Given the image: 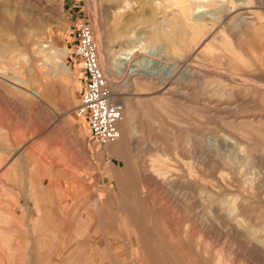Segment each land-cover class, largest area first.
Wrapping results in <instances>:
<instances>
[{
  "label": "rangeland",
  "instance_id": "1",
  "mask_svg": "<svg viewBox=\"0 0 264 264\" xmlns=\"http://www.w3.org/2000/svg\"><path fill=\"white\" fill-rule=\"evenodd\" d=\"M233 1L0 0V264H264V0ZM78 24L129 123L60 195L71 142L42 136L77 102Z\"/></svg>",
  "mask_w": 264,
  "mask_h": 264
},
{
  "label": "built area",
  "instance_id": "2",
  "mask_svg": "<svg viewBox=\"0 0 264 264\" xmlns=\"http://www.w3.org/2000/svg\"><path fill=\"white\" fill-rule=\"evenodd\" d=\"M73 33L71 53L80 64L85 83L72 111L75 117L85 121L90 145L99 149L118 139L116 123L120 119L121 105L113 100L98 66L89 28L78 24Z\"/></svg>",
  "mask_w": 264,
  "mask_h": 264
},
{
  "label": "crops",
  "instance_id": "3",
  "mask_svg": "<svg viewBox=\"0 0 264 264\" xmlns=\"http://www.w3.org/2000/svg\"><path fill=\"white\" fill-rule=\"evenodd\" d=\"M72 54V53H71ZM67 64V63H66ZM79 64V63H78ZM63 68V64H60ZM80 66V64H79ZM66 72L72 74L68 65H66ZM80 73L84 76L82 78V85L79 88L77 99L82 92L85 75L81 68H79ZM32 94V93H31ZM34 95V94H33ZM36 96V95H35ZM38 97V96H37ZM75 106V105H74ZM74 108V107H73ZM72 108V109H73ZM72 109L69 113L64 114L60 113L57 115L56 122L54 127L48 128L44 133L42 138L46 141H51V145L58 146L63 148L65 141H67L63 136L66 135V138H69L71 142L69 158L66 161L59 162V168H52L51 171L57 170L60 172L59 175L54 174L51 176L52 179H57L58 187L63 188L60 192V195H71V188H75L76 184H73L71 181H65V179H76L79 178L83 183L82 186L90 190H95L99 184V174L102 171L104 166L100 164V157L102 155L108 156L106 153V148L101 147L96 149L90 145L88 141V132L86 123L82 118H77L74 116ZM73 115L75 119H71L69 115ZM71 122V126L64 127L63 125L66 122ZM102 151L100 154L98 152ZM100 155V156H99ZM110 163V164H108ZM105 167L109 171V168L112 169L114 164L112 162H105ZM64 172V174H61ZM92 191L87 192L86 194H91ZM66 203V200L62 198ZM61 203V202H60ZM42 259V258H41Z\"/></svg>",
  "mask_w": 264,
  "mask_h": 264
},
{
  "label": "bare ground",
  "instance_id": "4",
  "mask_svg": "<svg viewBox=\"0 0 264 264\" xmlns=\"http://www.w3.org/2000/svg\"><path fill=\"white\" fill-rule=\"evenodd\" d=\"M178 1H180L181 4L184 3V0H178ZM188 1L194 2V1H197V0H188ZM201 1H202V3L207 4V5L214 4V3H220V2H223V3L226 2V0H201ZM246 2H247V0H235L231 4L233 5V3H234V5L236 7L240 8L239 6L245 4ZM236 7H232V9L230 11V14L231 13H235L237 11L236 9H238V8H236ZM201 8H204V7L203 6H199L197 9H201ZM245 23H247V22H245ZM251 24H253V23H251ZM42 47H43V50L41 52L45 53L46 61H49V59H53V60H56L59 64H62L60 61H58V58H59V55H60V53L58 51L48 50L49 47H47L45 45H43ZM138 47H139V50H136V48H138ZM135 53H138L139 55L142 56L139 61L135 60V59H137V58H135ZM143 54H146L145 46L143 44H141V43H138L137 47L133 46L132 48H130V49L124 51V52H120L117 56H115L114 59L112 60V69L118 75H121L122 72H123V76L128 75V78L129 77H135V76L139 75L138 72H139V70H140V68L142 66L141 63H143L145 61L143 59V56H144ZM97 62H98V66H99V68H100V70H101V72H102V74H103V76L105 78L106 75H104V74H106V72L104 71L103 68H101V65H100V62H99V58L97 59ZM63 68L68 71V69L66 68L65 64H63ZM106 81L109 82L108 80H106ZM130 82H131V84H133L135 86L138 85V83L136 82L135 79H133ZM120 105H121L120 119L116 123V126L118 125L117 129H118V132L120 134V136L118 137L119 141H120V139L123 136L122 127H126L127 124L129 123V121H128V119H129L128 118V110H126V108L124 110V106H123L122 103ZM105 147H108V146L105 145Z\"/></svg>",
  "mask_w": 264,
  "mask_h": 264
}]
</instances>
